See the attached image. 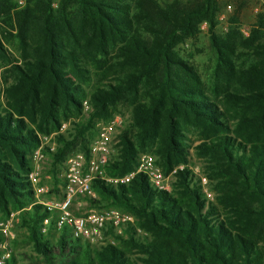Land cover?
I'll return each instance as SVG.
<instances>
[{
  "label": "trees",
  "instance_id": "1",
  "mask_svg": "<svg viewBox=\"0 0 264 264\" xmlns=\"http://www.w3.org/2000/svg\"><path fill=\"white\" fill-rule=\"evenodd\" d=\"M219 10L218 0H29L23 8L0 0V30L15 31L22 54L0 108V215L23 211L32 199L27 176L38 133H50L61 113L81 112L93 70L111 81L89 97L91 122L120 102L132 110L115 174L134 171L138 148L175 169L186 162L182 138L198 130L217 180L216 203H206L188 169L177 172L179 197L153 189L142 174L118 187L95 181L93 189L150 233L140 240L128 229L137 259L112 245L93 249L66 230L52 246L41 233L49 213L34 207L23 221L46 264H264V14L249 36L235 30L222 38ZM203 24L217 54L211 90L177 51ZM0 60L7 61L1 38ZM59 139L65 146L56 163L72 146Z\"/></svg>",
  "mask_w": 264,
  "mask_h": 264
},
{
  "label": "rangeland",
  "instance_id": "2",
  "mask_svg": "<svg viewBox=\"0 0 264 264\" xmlns=\"http://www.w3.org/2000/svg\"><path fill=\"white\" fill-rule=\"evenodd\" d=\"M218 2L220 10L216 33L222 38H227L235 30H239L245 37L249 36L258 15L264 14V0H218ZM201 29V33L196 38L187 40L178 47L177 51L179 56L197 71L206 88L211 90L214 87L213 75L217 54L211 45L208 25L203 24ZM0 38L3 40L7 55V61L0 60V108L6 109L8 101L5 93L7 89L6 80H12L11 67L15 64H22V54L19 41L15 38V31L11 28L1 24ZM243 61V59L238 60V65H241ZM110 81V78H104L97 71H91L88 81L83 85L85 97H81L83 100L81 112L77 113L72 109L66 115L61 113L58 115V124H49L50 133H38L39 147L42 141L48 142V144H44L43 174L35 184L28 180L33 195L32 199L27 200L28 203L23 211H13L8 217L0 215V224L9 221L8 236L2 237L3 242L0 245V264H5L4 261H9L8 264H46L43 257L37 253L34 243L30 239L29 230L23 221V213H32L34 207L42 208V211H45V204L62 198L65 187L64 165L66 160L69 156L78 152L88 154L90 147L99 138L100 132L104 128H112L110 131L112 153L109 158L110 163L105 169L106 184H111L113 187L130 184L133 178L138 175L136 172L139 170L142 159L145 156H152L166 177V185L169 188L168 193L176 197L180 196L178 194L182 189L179 185L177 172L188 169L191 176H194V184L200 188L206 203L217 202L215 189L217 180L210 175L208 157L200 153L199 147L204 141L198 130L187 131L185 137L182 138V143L187 150L186 162L179 164L175 169L169 170L162 167L161 159L154 155L150 149L138 148L134 171L124 176L114 173L112 166L121 158V136L125 131L132 130L131 107L124 102H120L115 107L110 108L108 115L91 122L94 109L89 100L90 95L96 88L102 87ZM79 131L82 132L81 135ZM60 136H64L66 142H71L72 146L65 156V161L63 159L61 162L56 163L54 154L65 146L59 139ZM50 145L55 146L53 152L49 151ZM39 147L29 156L30 167L33 165L34 155ZM128 178L130 179L129 182H121V180H127ZM93 190L94 194L91 197H78L74 200L72 211L76 216H88L93 213L101 214L107 210L116 209L125 215L132 216L133 223L117 230L112 229L114 233H111V229L104 232L102 241L90 244V246L93 249L101 250L112 245L125 251L131 259H137V250L127 244L131 238V232L128 229H133L132 233L135 234V238L140 240H144L145 237L150 238V233L141 229L139 218H136L133 213L126 208L115 206L111 200L102 197L96 189ZM63 232L50 229L45 234V238L52 246L57 247L58 239Z\"/></svg>",
  "mask_w": 264,
  "mask_h": 264
},
{
  "label": "built area",
  "instance_id": "3",
  "mask_svg": "<svg viewBox=\"0 0 264 264\" xmlns=\"http://www.w3.org/2000/svg\"><path fill=\"white\" fill-rule=\"evenodd\" d=\"M18 8L26 6L29 0H14ZM111 127L104 128L96 142L90 147L88 154L78 152L68 157L65 162L64 193L62 198L45 204L44 210L49 216L44 219L41 225L42 234H47L50 229L55 231L66 230L72 240H81L95 244L103 239V233L110 229H120L123 226L131 225L133 217L121 213L119 210H107L101 214H90L88 216H76L72 209L74 200L78 197H91L94 194L93 184L95 181H106L105 169L110 163L112 153L110 144ZM44 144L34 155V162L27 176L28 180L35 184L43 174ZM53 152L55 146L50 145ZM183 169V168H182ZM137 174L146 176L150 186L158 191L169 192L166 185V177L161 168L157 166L152 156H145L142 159ZM135 173V174H136ZM128 178L121 180L122 183L129 182ZM9 221L0 224V235L8 236Z\"/></svg>",
  "mask_w": 264,
  "mask_h": 264
}]
</instances>
